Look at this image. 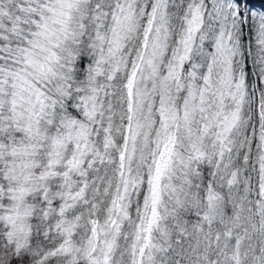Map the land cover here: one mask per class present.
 <instances>
[{
    "label": "snow or ice",
    "instance_id": "6c2138e0",
    "mask_svg": "<svg viewBox=\"0 0 264 264\" xmlns=\"http://www.w3.org/2000/svg\"><path fill=\"white\" fill-rule=\"evenodd\" d=\"M0 264H264V0H0Z\"/></svg>",
    "mask_w": 264,
    "mask_h": 264
}]
</instances>
